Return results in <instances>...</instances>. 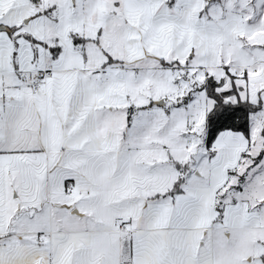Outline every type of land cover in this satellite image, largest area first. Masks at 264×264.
Listing matches in <instances>:
<instances>
[{"label":"snow or ice","instance_id":"1","mask_svg":"<svg viewBox=\"0 0 264 264\" xmlns=\"http://www.w3.org/2000/svg\"><path fill=\"white\" fill-rule=\"evenodd\" d=\"M0 264H264V0H0Z\"/></svg>","mask_w":264,"mask_h":264}]
</instances>
